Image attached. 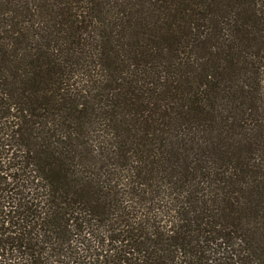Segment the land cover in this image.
Returning <instances> with one entry per match:
<instances>
[{
    "label": "trees",
    "instance_id": "1",
    "mask_svg": "<svg viewBox=\"0 0 264 264\" xmlns=\"http://www.w3.org/2000/svg\"><path fill=\"white\" fill-rule=\"evenodd\" d=\"M0 264H264V0H0Z\"/></svg>",
    "mask_w": 264,
    "mask_h": 264
}]
</instances>
